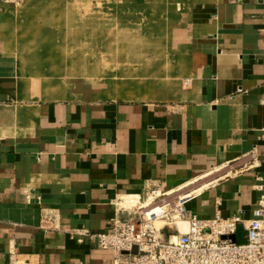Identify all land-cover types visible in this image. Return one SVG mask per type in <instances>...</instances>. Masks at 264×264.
<instances>
[{"label": "crops", "instance_id": "1", "mask_svg": "<svg viewBox=\"0 0 264 264\" xmlns=\"http://www.w3.org/2000/svg\"><path fill=\"white\" fill-rule=\"evenodd\" d=\"M161 1L169 55L137 100H40L0 55V264H113L80 232L107 230L117 201L152 191L171 203L192 194L185 208L202 220L253 218L264 0ZM18 5L0 0V16Z\"/></svg>", "mask_w": 264, "mask_h": 264}, {"label": "rangeland", "instance_id": "2", "mask_svg": "<svg viewBox=\"0 0 264 264\" xmlns=\"http://www.w3.org/2000/svg\"><path fill=\"white\" fill-rule=\"evenodd\" d=\"M139 2L18 0L1 12L0 55L38 82L40 100H137L132 91L146 95L150 67L168 59L171 24L160 15L165 1Z\"/></svg>", "mask_w": 264, "mask_h": 264}, {"label": "built area", "instance_id": "3", "mask_svg": "<svg viewBox=\"0 0 264 264\" xmlns=\"http://www.w3.org/2000/svg\"><path fill=\"white\" fill-rule=\"evenodd\" d=\"M261 138L264 142V128ZM254 190L258 198L251 220L240 215L223 218L219 209L212 219L202 220L187 212L188 196L171 203L152 191L146 200L150 207L125 208L117 201L107 230H84L80 235L98 249L112 251L113 264H264V174L255 176ZM158 207L163 209L159 213ZM174 214L187 220L185 232L174 222ZM232 235L235 243L229 239Z\"/></svg>", "mask_w": 264, "mask_h": 264}, {"label": "bare ground", "instance_id": "4", "mask_svg": "<svg viewBox=\"0 0 264 264\" xmlns=\"http://www.w3.org/2000/svg\"><path fill=\"white\" fill-rule=\"evenodd\" d=\"M83 90V89H82ZM83 94V93H82ZM67 97V96H66ZM204 189V188H203ZM203 189H200V190H198V191H196V192H193V193H195V194H198L200 191H202ZM170 194H172V193H170ZM168 195V194H167ZM172 195H174V194H172ZM157 196L158 197H162L163 195L160 193V192H158L157 193ZM186 196H192V194H189V195H186ZM164 202H167L165 199H162ZM120 205H122V206H125V208H132V207H134V206H139V205H142V207L143 208H145V207H150L151 206V204L152 203H150V202H147V201H145V202H139V200L138 199H135V198H124V199H122V200H120ZM163 209L161 208V207H158V208H156V212L157 213H159V212H161ZM173 219H174V222L177 224V226H178V228L180 229V231L181 232H185L186 230H187V227H188V222H187V220H184V219H181V218H177V215L176 214H174L173 215ZM180 223H182L181 225H180ZM184 223H186L187 224V226L186 225H184Z\"/></svg>", "mask_w": 264, "mask_h": 264}, {"label": "water", "instance_id": "5", "mask_svg": "<svg viewBox=\"0 0 264 264\" xmlns=\"http://www.w3.org/2000/svg\"><path fill=\"white\" fill-rule=\"evenodd\" d=\"M226 239H227L226 236L222 237V240H226ZM229 239H231L234 243L237 241V237L235 235L229 236Z\"/></svg>", "mask_w": 264, "mask_h": 264}]
</instances>
